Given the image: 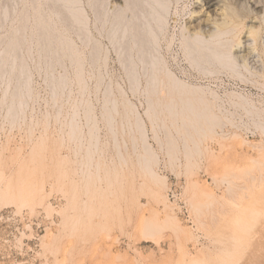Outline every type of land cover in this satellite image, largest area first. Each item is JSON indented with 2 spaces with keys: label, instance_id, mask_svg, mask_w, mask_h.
I'll return each instance as SVG.
<instances>
[{
  "label": "rangeland",
  "instance_id": "374dc122",
  "mask_svg": "<svg viewBox=\"0 0 264 264\" xmlns=\"http://www.w3.org/2000/svg\"><path fill=\"white\" fill-rule=\"evenodd\" d=\"M30 1L0 0V264H264V71L207 65L192 0Z\"/></svg>",
  "mask_w": 264,
  "mask_h": 264
},
{
  "label": "bare ground",
  "instance_id": "6f19581e",
  "mask_svg": "<svg viewBox=\"0 0 264 264\" xmlns=\"http://www.w3.org/2000/svg\"><path fill=\"white\" fill-rule=\"evenodd\" d=\"M33 1V2H32ZM32 1H30L31 2V4L33 5L34 4V2H36V3H38L36 0L34 1V0H32ZM38 1H40V0H38ZM60 0H58V2H59ZM76 1V2H75ZM86 1H88V0H86ZM138 2H140L139 0H137ZM136 1V3H138ZM143 1H145V0H143ZM193 2H192V7H191V10H190V12H189V16H188V18L185 20V22H184V25L182 26L183 28V30L184 31H182V33H184L183 34V36L185 37H187L188 39H189V41L186 39V37L184 38L185 39V41H186V43L188 44V43H191V45H193V43L195 44L196 43V45L194 46L193 45V47H191V48H203V50L205 49L206 51H204L203 52V54L206 52V54L205 55H202V52H201V50H199V48L196 50V52L199 50V54H201V56H203L202 58V60H206L205 62H206V64H207V62H209V60H212V61H214V62H218L217 63V65L219 64V65H221V64H226V65H228V66H235V68L236 67H238V68H242V69H245L246 71H248L249 73H251V74H258V73H261L262 74V72L264 71V0H192ZM45 3H46V0L44 1ZM49 2H51V1H49ZM54 2H57V0L56 1H54L53 0V4H54ZM57 2V3H58ZM61 2H62V4L60 3V5L59 4H57V6L59 5V6H61V7H63L64 5L66 6V4L70 7L71 6V10H69L70 12L72 11V9L74 10L73 11V13L74 12H76L75 11V9H76V5H79V3L81 2V1H79L78 0V2H77V0H61ZM64 2H66L65 4H64ZM89 2V1H88ZM129 2H130V0H129ZM131 2H133L132 0H131ZM154 2V4L156 3V5L158 6V8H157V11L155 12V10H154V12L155 13H153L152 14V16L154 17V15H157V18L158 17H160V15H161V13H163V11H164V0H156V2L155 1H153ZM2 3V2H1ZM24 3V2H23ZM35 3V4H36ZM43 3V2H42ZM41 3V4H42ZM47 3H48V1H47ZM86 3V2H85ZM134 3H135V1H134ZM172 3V2H171ZM34 4V7L36 8V6L38 5L39 7L41 6V5H39V4H37V5H35ZM64 4V5H63ZM74 4H76L75 6H74ZM101 4V3H100ZM111 6H112V9L113 8H117V10H118V15H120V17L122 18V16H121V11L123 10H120V8H121V6H122V8L123 7H127L128 6V0H113L112 2H111ZM9 5V4H8ZM31 5V7L32 8H34L33 6ZM45 5V4H44ZM51 5V4H50ZM56 3L54 4V5H51L52 7H53V10H54V7L56 8ZM130 5V4H129ZM140 5V4H139ZM150 5V4H149ZM152 5V4H151ZM25 6V5H24ZM37 6V7H38ZM45 6H47V4L45 5ZM58 6V7H59ZM64 6V7H65ZM68 6H66V7H68ZM72 6H74L75 7V9L74 8H72ZM91 6V5H90ZM110 6V7H111ZM133 6H134V4H133ZM137 6V5H136ZM3 7V6H2ZM18 7V6H17ZM42 7V6H41ZM48 7V6H47ZM52 7H50V9L52 8ZM68 7V8H69ZM119 7V8H118ZM130 7V6H129ZM138 7H140V6H138ZM153 7H155V6H153ZM152 7V8H153ZM32 8H30L29 10H31ZM34 8V9H35ZM89 8V7H88ZM128 8V7H127ZM151 8V7H150ZM9 9V8H8ZM14 9V8H13ZM34 9H32L31 10V14H32V11H34ZM42 9V8H41ZM57 9H59V8H57ZM56 9V10H57ZM23 10H24V12H25V10L27 11L28 9L25 7V8H22V10H21V12L24 14V16H23V14H20V13H18V14H20L23 18H28L29 16H28V13L30 12H28L27 11V14H26V12L24 13L23 12ZM45 10V9H44ZM48 10V9H47ZM77 10V9H76ZM81 10V9H80ZM101 10V9H100ZM115 10V9H114ZM125 10H126V8H125ZM128 10V9H127ZM152 11H153V9H151ZM172 10V9H171ZM43 11V10H42ZM51 11V10H50ZM55 11V10H54ZM59 11V10H58ZM57 11V12H58ZM2 12V11H1ZM41 10H40V8L38 9V8H36L35 9V13L33 12V14H36L35 16H37V18L35 19L34 17H33V14H32V17L35 19V24L37 23L36 21H38V23L36 24V26L39 24V25H41V27L43 26V27H45L46 25L45 24H43V22H49L48 20L49 19H43V18H45V14L44 13H41L42 14V16H41ZM52 12V11H51ZM56 12V11H55ZM61 12V11H60ZM78 12V11H77ZM81 12L82 11H80V13L78 14L77 13V15H75V13H74V16H76L77 18H79V15H80V17H82L81 16ZM93 12H95V11H93ZM123 12L124 11H122V14H123ZM131 12V11H130ZM129 12V13H130ZM146 12V11H145ZM149 12H150V10H149ZM6 13V12H5ZM46 13V12H45ZM50 13V12H49ZM152 13V12H151ZM182 13H183V11H182ZM11 14V13H10ZM44 14V15H43ZM47 14V13H46ZM51 14V13H50ZM57 14V13H56ZM72 14V13H71ZM148 14V13H147ZM15 15V14H14ZM96 15H98V14H96ZM174 15V14H173ZM21 16H20V18H21ZM28 16V17H27ZM52 16H54L53 14H52ZM124 16V15H123ZM9 17V16H8ZM72 17H73V14H72ZM150 17H151V15H150ZM14 18V17H13ZM18 18V17H17ZM24 19L23 21L21 20V22H24L25 20H27V19ZM32 18V19H33ZM48 18V17H47ZM118 18H119V16H118ZM133 18V17H132ZM152 18V17H151ZM157 18H155L156 20H157ZM160 19V18H159ZM158 19V20H159ZM16 20V19H15ZM51 20V19H50ZM54 20V19H53ZM71 20V19H70ZM77 20V19H76ZM87 20V19H86ZM116 20H118V19H116ZM121 20V19H120ZM162 20V19H161ZM160 20V21H161ZM7 21V20H6ZM79 21H80V19H79ZM114 21V20H113ZM150 21V20H149ZM8 22V21H7ZM15 22V21H14ZM17 22H19V21H17ZM28 22V21H27ZM47 22H46V24H47ZM65 22V21H64ZM117 22V21H116ZM158 22V21H157ZM9 23V22H8ZM33 23V22H32ZM63 23V22H62ZM121 22L119 21V24H120ZM130 23V22H129ZM146 23V22H145ZM156 23V22H155ZM20 24V23H19ZM26 24V23H25ZM48 24H51V21H50V23H48ZM67 24V23H66ZM139 24V23H138ZM20 25H22V26H24L23 25V23H21ZM57 25V24H56ZM117 25V24H116ZM120 25H122V24H120ZM150 25H151V23H150ZM156 25V24H155ZM9 26V25H8ZM49 26V27H48ZM48 26H46L47 28V30H48V28H49V30H50V28H52V25H48ZM64 26V25H63ZM62 26V27H63ZM114 26V25H113ZM141 26V25H140ZM152 26V25H151ZM33 27H34V25H33ZM55 27V26H54ZM61 27V28H62ZM69 27V26H68ZM126 27V26H125ZM144 27H146V28H148V26H144ZM8 28V27H7ZM10 28V27H9ZM29 28V27H28ZM37 28V27H36ZM39 28H40V26H39ZM79 28V27H78ZM128 28V27H127ZM17 29H19V28H17ZM16 29V30H17ZM52 29H54V28H52ZM63 29V28H62ZM129 29V28H128ZM150 29H151V27H150ZM149 29V30H150ZM181 29V30H182ZM23 30V29H22ZM47 30H44V31H46V34H48L49 33V37L47 38V35H46V37L45 38H43V40H44V42H42V40L41 39H39V37L40 36H38V38L37 39H39V41H41L42 42V44H41V42H40V44L41 45H43V43L45 44V46L47 45V46H49V45H52V43H51V40H52V42H53V40H54V43L56 42L57 43V45L60 43L61 45L63 44L64 45V47H63V45H62V48H65L66 47V50L68 51V52H70L71 54H72V52L74 51L73 49H71V47H73L70 43V41H68L67 40V38H63V37H59L60 35H58V36H56L57 38H55V36H54V38L53 39H51V40H48L49 38H52V33L50 34V32L51 31H49V32H47ZM131 30V29H130ZM180 30V31H181ZM57 31V30H56ZM68 31V30H67ZM31 32V31H30ZM58 32V31H57ZM65 32V31H64ZM146 32H148V31H146ZM59 33V32H58ZM63 33V32H62ZM68 33V32H67ZM11 34H13V33H10V35ZM37 34V33H36ZM10 35H8V41H9V43H5V42H3V43H5V44H7V46H9V48H6V47H4L5 49H3V50H6V49H8V51H9V53L11 54V56H13V57H16V56H14L13 55V53H11V52H13L14 50H16V49H18L19 48V41L21 40L20 38H17V37H19V35L20 34H18V36L16 35V32H15V34H13V36H11L12 38L10 39L9 37H10ZM38 35V34H37ZM36 35V36H37ZM144 35V34H143ZM143 35H142V37H143ZM150 35V34H149ZM1 36V35H0ZM7 36V35H6ZM35 36V37H36ZM62 36V35H61ZM137 37V36H136ZM135 37V38H136ZM139 37V36H138ZM180 37H182V36H180ZM223 38V37H226V39L228 40V42L230 41V43H226V42H224V41H226L224 38V40H222L223 42L222 43H220L221 41H220V38ZM143 38H145V37H143ZM10 39V40H9ZM20 39V40H19ZM56 39V40H55ZM59 39V40H58ZM141 39V38H140ZM25 40V39H24ZM23 39L20 41V45H21V43L24 41ZM57 40L59 41V42H57ZM139 40V39H138ZM219 40V41H218ZM7 41V42H8ZM38 41V40H37ZM142 41H143V39H142ZM146 41H148V40H146ZM191 41V42H190ZM193 41V42H192ZM217 41H218V43H217ZM70 42V43H69ZM141 42V41H140ZM37 43V42H36ZM51 43V44H50ZM55 43V44H56ZM146 43V42H145ZM219 43L221 44V47H220V45H219ZM226 43L227 45H226V47L228 46V48H225V46H224V44ZM24 44V43H23ZM59 44V46L61 47V45ZM141 44H143V43H141ZM180 44V43H179ZM198 44H199V46H198ZM216 44H217V46H219L220 48H221V50H220V48H217V46H216ZM40 45V46H41ZM97 45V44H96ZM140 45V44H139ZM145 44H143V46H144ZM146 45H148V43H146ZM230 45H232L231 46V48L229 47ZM25 46V45H24ZM39 46V45H38ZM44 45L42 46V48L43 47H45ZM45 47L46 49L48 48V49H50V48H52V47H54V46H52V47ZM132 46V45H131ZM142 46V47H143ZM201 46V47H200ZM223 46H224V48H225V50L223 51ZM10 47L12 48L11 50L12 51H10ZM17 47V48H16ZM77 47V46H76ZM99 47V46H98ZM141 47V46H140ZM145 47V46H144ZM187 47H189V46H187ZM3 48V47H2ZM1 48V49H2ZM16 48V49H15ZM41 48V49H42ZM44 48V49H45ZM58 48V47H57ZM40 49V48H39ZM44 49H43V53H45L44 52ZM53 49V48H52ZM145 49V48H144ZM230 50L229 51V53L228 52H226V50ZM56 50V48L54 49V51ZM62 50V49H61ZM65 50V49H64ZM63 50V51H64ZM73 50V51H72ZM227 50V51H228ZM19 51V50H18ZM23 51H25V50H23ZM46 52H47V50H45ZM50 51V50H49ZM48 51V52H49ZM67 51H64V52H67ZM72 51V52H71ZM190 52H191V50H189ZM7 52V51H6ZM14 52H17V50L16 51H14ZM53 52V51H52ZM56 52V51H55ZM67 52V54H70V53H68ZM195 52V51H194ZM201 52V53H200ZM61 53V52H60ZM75 53V52H74ZM99 53H101V52H99ZM196 54L197 55V57H198V55L199 54ZM7 55H8V52L6 53ZM10 54H9V56H10ZM22 54V53H21ZM67 54H65V56H67ZM192 54V53H191ZM62 55V54H61ZM64 55V54H63ZM77 55V54H76ZM194 55V54H193ZM195 55V56H196ZM5 56V55H4ZM192 56V55H191ZM201 56L198 58L199 59V61L201 60L200 58H201ZM2 57V56H1ZM7 57V56H6ZM51 57V56H50ZM194 57V56H193ZM72 58V57H71ZM6 59V58H5ZM141 59V58H140ZM193 59V58H192ZM4 60V59H3ZM9 60V59H8ZM208 60V61H207ZM95 61V60H94ZM6 62H7V60H6ZM146 62H148V61H146ZM23 63V62H22ZM150 63V62H149ZM211 62H209V64H210ZM202 64V63H201ZM208 65V64H207ZM212 67V66H211ZM19 68V67H18ZM209 68V67H208ZM233 68V67H232ZM129 69V68H128ZM234 69V68H233ZM235 70V69H234ZM239 70V69H238ZM215 71H216V69H215ZM243 72H244V70H243ZM240 74H242V73H240ZM261 74H259V75H261ZM78 75V74H77ZM248 75V74H247ZM264 75V74H263ZM245 76V75H244ZM251 75H249V77H250ZM262 76V75H261ZM252 77V76H251ZM259 77V76H258ZM247 79V78H246ZM258 79V78H257ZM210 81V80H209ZM256 81V80H255ZM173 83V82H172ZM253 83V82H252ZM256 83V82H255ZM22 84V83H21ZM174 85H176L175 84V82L173 83ZM172 84V85H173ZM172 85L170 86V87H172ZM173 85V87L175 88V86ZM179 85V87L178 88H180V90L181 89H183V88H185V86L183 87V85L181 84V82H178V84L176 85V88L175 89H178L177 88V86ZM183 87V88H181V86ZM248 85V84H247ZM251 85V84H250ZM259 85V84H258ZM189 86H192V85H189ZM259 87V86H258ZM173 88V90L174 91H178V90H175ZM186 88H188L187 86H186ZM186 88L185 89H183V90H186ZM193 88H196V87H194L193 86ZM201 88V87H200ZM189 89H192L191 87L189 88ZM189 89H187L189 92H181L180 91V93H192V91L194 92L195 91V89H193V90H191V92H190V90ZM198 89V88H197ZM182 90V91H183ZM186 90V91H187ZM163 91V90H162ZM161 92V91H160ZM198 92H200V90H198L197 92H195V93H198ZM194 94V93H193ZM200 95V94H199ZM162 96V95H161ZM189 95H187V97H188ZM191 98H193V96H190ZM196 97H197V94H196ZM195 96H194V99H188V98H186L185 100H181V101H183L182 102V104L183 105H188L187 107H188V109H189V112H190V116L191 117H194L193 119H196V115H199V116H201L202 114H203V116L201 117V118H203L204 117V115H206L205 113H204V111H206V113H207V110H205V107H202V106H204V105H207L208 103L205 101V100H203L204 101V103H201L200 102V100L202 99H200L199 97V99L198 98H196ZM207 98V97H206ZM196 99H198V100H196ZM172 100V99H171ZM166 101H168V100H166ZM173 101V100H172ZM172 101H170V102H168V103H171ZM181 101H180V103H181ZM174 103H175V101H173ZM205 102L207 103V104H205ZM212 104V103H211ZM171 105V104H170ZM173 105H175V104H173ZM194 105H202L201 107H196V106H194ZM209 105V104H208ZM194 106V107H193ZM185 108H186V106H185ZM207 108V107H206ZM111 111V110H110ZM209 112V111H208ZM88 113V112H87ZM202 113V114H201ZM185 114V113H184ZM201 114V115H200ZM91 116V115H90ZM198 117V116H197ZM206 118V116L204 117V119ZM191 119V118H190ZM237 140V139H236ZM262 142V141H261ZM244 143V142H243ZM251 144V143H250ZM253 144V143H252ZM251 144V145H252ZM257 145V144H256ZM248 146V145H247ZM258 146V145H257ZM255 147V145H254V147L253 148H257V150L262 146H258V147ZM262 148H263V146H262ZM251 150H252V147H251ZM255 150V149H254ZM257 150H255V153H256V151ZM261 150V149H260ZM262 150H264V148L262 149ZM261 150V151H262ZM245 152V151H244ZM252 152V151H251ZM259 152V151H258ZM257 152V153H258ZM247 153V152H246ZM261 153H263V152H261ZM155 174V173H154ZM5 194V193H4ZM163 202V201H162ZM170 208V207H169Z\"/></svg>",
  "mask_w": 264,
  "mask_h": 264
}]
</instances>
